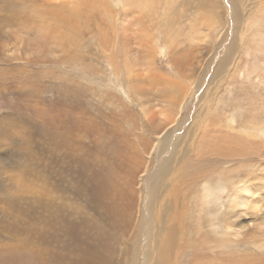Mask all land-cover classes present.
I'll list each match as a JSON object with an SVG mask.
<instances>
[{"label":"rangeland","instance_id":"374dc122","mask_svg":"<svg viewBox=\"0 0 264 264\" xmlns=\"http://www.w3.org/2000/svg\"><path fill=\"white\" fill-rule=\"evenodd\" d=\"M67 132L119 178L117 211L62 155ZM174 211L196 264H264V0H0V264H78L67 224L90 234L104 216L115 238L89 264H156L146 228Z\"/></svg>","mask_w":264,"mask_h":264},{"label":"bare ground","instance_id":"6f19581e","mask_svg":"<svg viewBox=\"0 0 264 264\" xmlns=\"http://www.w3.org/2000/svg\"><path fill=\"white\" fill-rule=\"evenodd\" d=\"M5 124L6 123H4L3 126ZM6 134H7V132H6V130H4V135H6ZM69 138H70V136L67 132L64 134L63 140L60 141L61 147L63 149L62 155L64 157H66V156L70 157L69 155H71L72 160H75V162L77 164H79L81 169L83 167V171L89 170L90 174L85 176V178H86L88 185H89L88 190H89L92 198L96 202V206H101L104 211H107V210L117 211L115 206L117 204H119L120 199L124 195L123 190H122L123 188L119 184V178L117 179V177H115L116 175H114L112 172H110V170H109L110 166L107 165L108 162H106L105 160L93 159L94 162L98 161L101 164L100 168L98 170L95 169L96 172H93L94 169H92L93 170L92 171L91 166L94 162L91 161V166H86L87 161L85 158L82 157L83 153L79 152L81 149H77L76 147L74 149L70 148ZM118 139L119 138H117V140ZM117 140H113V141L115 142ZM73 141L74 142L80 141V138L77 135H75L73 137ZM96 143H100V140H97ZM109 144H110V142H109ZM125 145H127V144L125 143ZM110 146L113 147V144ZM105 148H106V146H105ZM77 151L79 153H77ZM107 152H109V151L107 150ZM64 153H65V155H64ZM92 155H94V154H92ZM165 163H166V161H165ZM81 164H82V166H81ZM166 166H167L166 164L162 165V167L159 168V170L155 173V175H153L150 178V181H149L150 183L148 185V194H149V198H148L149 202H147L148 206L145 204L147 206V208H149L148 210H150V211L152 210L153 205L155 204L154 202L160 196L161 192H160L159 188H160V185H162L164 183L163 181H164V178L166 176V175H164V171H167L165 169ZM8 172H10V171L8 170ZM81 173H83V172H81ZM185 174H186V172H184V173L182 172L179 176L180 179H183ZM78 175H79V173H78ZM82 178L84 179V177H82ZM108 178H113L114 182L112 181V183H110V182L107 183V181L109 180ZM5 191L7 192V196H6V199L8 200L7 202L11 201V204H12V202H16L15 197L10 194L11 188H10L9 184L5 185ZM104 191H107V194L104 193ZM12 198H14V199H12ZM48 199H49L48 200L49 203L51 204V202H53V200H51V199H53V198L50 197ZM104 203H106V204H104ZM93 205H94V202H93ZM168 206H169V203H167V202H165L164 204L162 203V207H164L165 212H167L166 208ZM65 210H66V205H65V202L62 201V203L60 205V211L59 212L61 214H63V211H65ZM126 210L129 212V208H127ZM174 212H175V214L170 213L169 215L166 213H161V212L158 213L159 216L157 214V215H155L153 220L151 218L149 220V224L146 228L147 240H149V241L153 240L155 242V246L157 248V254L158 255H157L156 264H169L168 261H169L170 250L174 249L175 247L179 251V257L180 258H182L184 256L185 252L191 248L193 251V254H196V256L199 257V259L195 260L194 264H196L197 261H199L200 263H203V261L201 260V258L204 255L201 252L202 247H203V243L193 244L189 241V239L187 237L183 236L182 233H181L182 236L180 237V241H178V239H179L178 233L181 231V222L183 220L181 218L182 217V214H181L182 211L181 212L174 211ZM167 217H168V219H167ZM141 222L144 223V217L141 218ZM116 226L117 225L114 223V221L112 219L109 221L106 218V216H104V222L96 221L93 224V228L95 229L94 232H91L90 234L85 233L84 235H82L79 233L78 229L76 228V226L73 223H68L66 226V232L68 233L67 235L73 236V240L71 241L73 246H72V249H68L66 252H75V253L79 254L80 257H79L78 264H89V262L91 260H94L95 263H98L101 260L106 262V258L104 256V250L106 252L109 251L110 241L115 238L114 230L116 229ZM142 227H143L142 224L140 222H138V224L136 225V230H138V233L140 232ZM13 249H14L13 246H10V247L7 246L6 247L5 243L0 245V252L4 251V250L12 251ZM35 249L36 248H31V252H35L36 251ZM107 259H109V258H107Z\"/></svg>","mask_w":264,"mask_h":264}]
</instances>
